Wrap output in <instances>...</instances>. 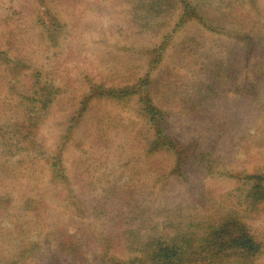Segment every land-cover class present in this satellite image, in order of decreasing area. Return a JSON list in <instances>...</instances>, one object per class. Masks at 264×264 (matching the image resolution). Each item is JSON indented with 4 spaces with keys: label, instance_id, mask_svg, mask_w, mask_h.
<instances>
[{
    "label": "rangeland",
    "instance_id": "374dc122",
    "mask_svg": "<svg viewBox=\"0 0 264 264\" xmlns=\"http://www.w3.org/2000/svg\"><path fill=\"white\" fill-rule=\"evenodd\" d=\"M250 175L264 0H0V264H264ZM225 222L256 259L212 255Z\"/></svg>",
    "mask_w": 264,
    "mask_h": 264
},
{
    "label": "trees",
    "instance_id": "16d2710c",
    "mask_svg": "<svg viewBox=\"0 0 264 264\" xmlns=\"http://www.w3.org/2000/svg\"><path fill=\"white\" fill-rule=\"evenodd\" d=\"M258 178L264 180V175H250L249 178ZM205 240L211 243L210 252L216 257H242L256 259L261 253V244L258 243L255 237L246 230V227L238 223H227L220 225L216 229L207 234ZM157 251L151 252L150 259H156L162 263H168L171 258V253L176 251L175 246L166 242H159ZM155 260V261H156Z\"/></svg>",
    "mask_w": 264,
    "mask_h": 264
}]
</instances>
